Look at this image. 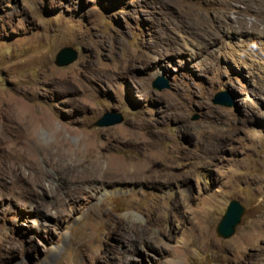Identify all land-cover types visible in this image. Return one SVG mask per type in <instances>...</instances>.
<instances>
[{
  "label": "rangeland",
  "instance_id": "rangeland-1",
  "mask_svg": "<svg viewBox=\"0 0 264 264\" xmlns=\"http://www.w3.org/2000/svg\"><path fill=\"white\" fill-rule=\"evenodd\" d=\"M0 264H264V0H0Z\"/></svg>",
  "mask_w": 264,
  "mask_h": 264
},
{
  "label": "water",
  "instance_id": "water-1",
  "mask_svg": "<svg viewBox=\"0 0 264 264\" xmlns=\"http://www.w3.org/2000/svg\"><path fill=\"white\" fill-rule=\"evenodd\" d=\"M78 57L77 51L71 46H65L56 55L55 63L59 66H66L74 62ZM153 88L162 90L169 87V82L158 78L152 83ZM214 103L231 106L233 101L228 92L222 90L217 92ZM123 116L116 111L105 112L97 121V126H111L120 123ZM247 212L246 207L238 199H231L227 205L224 215L218 222L216 233L218 236L228 238L236 232V228L240 225L244 214Z\"/></svg>",
  "mask_w": 264,
  "mask_h": 264
},
{
  "label": "bare ground",
  "instance_id": "bare-ground-1",
  "mask_svg": "<svg viewBox=\"0 0 264 264\" xmlns=\"http://www.w3.org/2000/svg\"><path fill=\"white\" fill-rule=\"evenodd\" d=\"M89 145V144H88ZM89 148H90V150H89V152H92L93 151V146L91 147V145H89ZM87 150H88V148H87ZM114 161H116V160H114ZM100 162V161H99ZM125 164L122 162V161H117V162H115V163H113L111 166H109V170H118V169H122L123 167H125L124 166ZM99 169V168H98ZM97 169V170H98ZM95 170H96V168H95ZM94 172V171H93Z\"/></svg>",
  "mask_w": 264,
  "mask_h": 264
}]
</instances>
